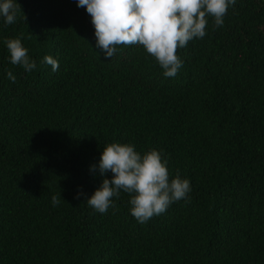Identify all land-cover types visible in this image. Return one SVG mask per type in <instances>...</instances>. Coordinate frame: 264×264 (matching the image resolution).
<instances>
[{"label": "trees", "instance_id": "obj_1", "mask_svg": "<svg viewBox=\"0 0 264 264\" xmlns=\"http://www.w3.org/2000/svg\"><path fill=\"white\" fill-rule=\"evenodd\" d=\"M17 3L0 17V264H264V0L209 17L174 78L140 46L105 57L77 0ZM11 38L34 71L10 63ZM112 142L161 151L188 198L143 224L124 192L90 208Z\"/></svg>", "mask_w": 264, "mask_h": 264}, {"label": "clouds", "instance_id": "obj_2", "mask_svg": "<svg viewBox=\"0 0 264 264\" xmlns=\"http://www.w3.org/2000/svg\"><path fill=\"white\" fill-rule=\"evenodd\" d=\"M235 3L236 0H77V6L86 8L91 16L96 47L105 57H113L120 46H140L156 60L166 78H174L183 66L178 49L207 35L209 17L214 29L222 27L229 7ZM21 11L17 0H0V17L5 25L15 23ZM5 44L11 64L25 72L37 68L20 38L7 39ZM41 63L50 65L53 72L59 69L58 60L51 55H45ZM7 77L15 83L11 71ZM98 171L105 178L90 197L85 196L87 205L103 214L117 207L114 197L127 193L130 213L141 224L164 214L172 203L187 199L192 191L190 180L181 178L179 171L171 175L161 151L150 149L141 154L131 143L103 146ZM106 173L112 174L110 179ZM83 195L81 191L74 198ZM60 201L61 195L51 197L54 207Z\"/></svg>", "mask_w": 264, "mask_h": 264}]
</instances>
